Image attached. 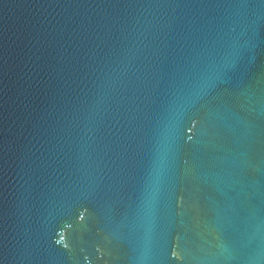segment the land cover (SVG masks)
<instances>
[{
    "label": "water",
    "instance_id": "1",
    "mask_svg": "<svg viewBox=\"0 0 264 264\" xmlns=\"http://www.w3.org/2000/svg\"><path fill=\"white\" fill-rule=\"evenodd\" d=\"M0 264H264V0H0Z\"/></svg>",
    "mask_w": 264,
    "mask_h": 264
}]
</instances>
